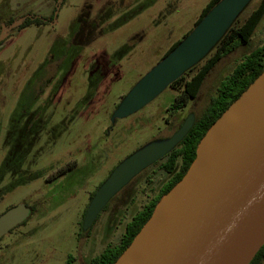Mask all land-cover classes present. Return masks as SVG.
Instances as JSON below:
<instances>
[{
    "label": "rangeland",
    "instance_id": "374dc122",
    "mask_svg": "<svg viewBox=\"0 0 264 264\" xmlns=\"http://www.w3.org/2000/svg\"><path fill=\"white\" fill-rule=\"evenodd\" d=\"M208 1L0 0V214L20 202L32 209L0 239V264H88L118 242L167 175L158 165L138 174L81 233L100 182L138 147L171 135L189 113L200 115L220 81L264 41L263 15L249 44L224 56L176 114L168 107L178 91L167 87L111 124L122 97L195 26ZM24 16L44 22L18 28ZM28 86L38 97L20 116Z\"/></svg>",
    "mask_w": 264,
    "mask_h": 264
},
{
    "label": "water",
    "instance_id": "95a60500",
    "mask_svg": "<svg viewBox=\"0 0 264 264\" xmlns=\"http://www.w3.org/2000/svg\"><path fill=\"white\" fill-rule=\"evenodd\" d=\"M250 1H217L122 97L110 123L144 107L202 60ZM194 118L189 113L171 135L144 143L114 166L88 202L82 232L135 176L176 147ZM29 215L23 202L6 209L0 238ZM263 244L264 71L207 130L187 172L113 264H248Z\"/></svg>",
    "mask_w": 264,
    "mask_h": 264
},
{
    "label": "trees",
    "instance_id": "16d2710c",
    "mask_svg": "<svg viewBox=\"0 0 264 264\" xmlns=\"http://www.w3.org/2000/svg\"><path fill=\"white\" fill-rule=\"evenodd\" d=\"M217 1L219 0H209L206 3V5L202 8L196 23L214 4L217 3ZM263 15L264 0H259L256 7L251 10L248 16L240 24L235 22L237 20L233 22L222 38L202 60L184 72L168 86L173 87L178 91L168 107L170 115L176 114L180 109L186 106L190 99H195L197 97L206 76L224 56L232 53L238 46H245L249 44L251 36L253 35ZM43 22L44 21L38 17H27L22 20V22L18 25V28H22L30 24H35L38 26ZM179 41L180 40L174 42L166 50L164 55L172 50ZM63 52L65 53V50H63ZM263 71L264 41L259 46H256L249 52L245 53L239 62L234 66L232 71L220 81L216 88L215 95L209 99L207 105L200 115H194L195 118L192 127L183 137V139L176 145V147L164 157L149 166L151 167L153 165H158L160 169H162V171L167 175L166 179L162 181V184L157 189V191L145 201L141 208L126 221L118 242L107 245L98 255L91 258L88 264L114 263V261L130 244L137 232L152 215L155 206L160 201L162 196L165 195L187 172L188 168L196 157L198 144L207 130L226 110V108L235 99H237L240 94ZM190 72L193 73L187 77ZM46 84L47 81L45 80L44 82L39 83V87L36 86V88L39 89L38 92H41ZM31 89L32 88L29 86L27 87V90L25 89V92L18 103V112L20 116H22L28 110L30 103L34 100V98L38 97V93L35 91V88L32 90ZM183 120L184 118L179 122L177 128ZM149 167L145 168L140 173L146 171ZM92 195L90 196V199ZM116 195L112 197L104 209L109 206L110 202L116 197ZM31 210L32 209L30 207V214ZM26 220L21 224H24ZM248 264H264V244L259 248Z\"/></svg>",
    "mask_w": 264,
    "mask_h": 264
},
{
    "label": "flooded vegetation",
    "instance_id": "af4514ba",
    "mask_svg": "<svg viewBox=\"0 0 264 264\" xmlns=\"http://www.w3.org/2000/svg\"><path fill=\"white\" fill-rule=\"evenodd\" d=\"M106 133H107V129H106ZM100 183H101V182H100ZM28 217H29V216H28ZM10 231H11V230H10ZM81 233H83V232H81ZM1 238H2V237H1ZM1 238H0V239H1Z\"/></svg>",
    "mask_w": 264,
    "mask_h": 264
}]
</instances>
